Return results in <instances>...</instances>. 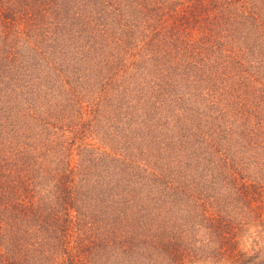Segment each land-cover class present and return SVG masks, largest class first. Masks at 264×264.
Returning a JSON list of instances; mask_svg holds the SVG:
<instances>
[{"label": "trees", "instance_id": "obj_1", "mask_svg": "<svg viewBox=\"0 0 264 264\" xmlns=\"http://www.w3.org/2000/svg\"><path fill=\"white\" fill-rule=\"evenodd\" d=\"M0 264H264V0H0Z\"/></svg>", "mask_w": 264, "mask_h": 264}]
</instances>
